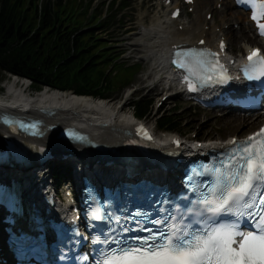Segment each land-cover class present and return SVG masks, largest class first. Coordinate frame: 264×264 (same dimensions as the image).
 Instances as JSON below:
<instances>
[{"label": "snow or ice", "instance_id": "6c2138e0", "mask_svg": "<svg viewBox=\"0 0 264 264\" xmlns=\"http://www.w3.org/2000/svg\"><path fill=\"white\" fill-rule=\"evenodd\" d=\"M237 2L251 9V19L257 22V30L264 36V22H260L264 18V0ZM223 47L221 42V49ZM174 56L172 63L185 71V81H190L192 77L212 80V76L203 75L207 63L204 51L187 49L177 51ZM218 66V61L207 63L212 71ZM242 69L249 80L264 77V55L259 49H252ZM220 76L222 80L227 79L223 71ZM188 87L189 90H196L192 82ZM19 127L33 135L40 134L36 124L21 123ZM137 131L145 139H152L142 125ZM69 135L75 140L85 139L74 132ZM229 145L227 159L220 166H204L205 172L213 173L215 179L210 189L212 196L198 203L211 216L231 213L238 218L246 217L252 223L253 230H240L236 223L218 224L195 232L175 225H170L166 233L144 228L142 230L149 232V235L132 237L131 240L136 243L118 241L116 248L101 253L98 264H264V127L244 140L233 138ZM91 215L96 220L102 219L99 208Z\"/></svg>", "mask_w": 264, "mask_h": 264}, {"label": "trees", "instance_id": "16d2710c", "mask_svg": "<svg viewBox=\"0 0 264 264\" xmlns=\"http://www.w3.org/2000/svg\"><path fill=\"white\" fill-rule=\"evenodd\" d=\"M88 6L83 0H0V90L7 74L28 79L35 89L49 86L99 98L113 86L129 85L137 67L119 65L120 54L98 35L121 23L123 6L114 9L113 0L104 15L102 10L88 15ZM132 107L139 118L150 112L143 97ZM156 126L182 129L175 110L158 116Z\"/></svg>", "mask_w": 264, "mask_h": 264}, {"label": "bare ground", "instance_id": "6f19581e", "mask_svg": "<svg viewBox=\"0 0 264 264\" xmlns=\"http://www.w3.org/2000/svg\"><path fill=\"white\" fill-rule=\"evenodd\" d=\"M214 4L221 3L222 7L219 12H216V16H212L211 25H215L216 22L224 23L227 25L226 29L221 28V34L213 32V37L216 38V42H211L208 36V30L205 29V16L206 13L198 14V6L196 0H193V5H195L196 14L194 15V20L188 22L181 20L179 17L176 20L170 18L171 12L165 19H156L150 23V27L145 29V33H150L151 36L142 46L144 47V58L152 60L154 58L156 70L154 72V79L152 84L156 82H165L171 85L174 83L172 75L169 73L165 65V54L171 49L175 44L187 43V45H197L198 40L203 39L205 46L214 47L218 46V43L225 37L227 40L231 41V49L240 51L247 50L248 45L252 43L249 37V32H253L254 29L252 24L248 21L247 17L244 16L242 11L233 10L230 11L228 8L233 6L230 0H212ZM178 7L177 3L174 8ZM215 12V11H213ZM233 21H243L242 26L239 30L232 32L230 28L231 22ZM177 25V28L175 26ZM229 29V30H228ZM218 38V39H217ZM226 41V40H225ZM230 49V46H229ZM156 80V82H154ZM9 89L12 86L17 85L20 90L26 89L28 87L27 83L23 79L14 78L9 81ZM162 90H165L162 88ZM130 89H127L122 98L119 100L115 99H98L86 95H76L71 91H59L55 89H42L41 91L31 95V99L23 100L14 98V103L19 106H26L29 112L22 114L16 110H10L7 105H0V113H10L15 115H25L29 117H40L46 123V134L44 139L41 140L44 144H53L54 150L58 151L59 145L67 144L65 142L59 141L55 138V131L48 130V126L56 125L58 127H65L68 125L79 126L83 129L89 139L105 145L109 151H121V144L125 140V135L129 134L132 126V112L127 110V101L130 98ZM49 110L48 112H53L51 115L49 113H42L40 109ZM231 117V116H230ZM262 117V118H261ZM264 119V115H259L255 119L246 118L241 116H233L231 121L235 124L236 131H240L245 127L256 124L259 120ZM5 127L0 124V142L1 135L4 133ZM211 136V135H209ZM163 136L162 139H165ZM232 138V137H230ZM229 138V139H230ZM80 146V145H79ZM83 149V148H82ZM84 154L81 156L84 159L93 158L94 155L98 153L97 150L85 147ZM85 163V164H84ZM84 163L78 164V172L88 170L90 174L97 175H110L111 173L96 172V168H93L90 164L92 161H86ZM23 180V178L19 179ZM30 182L29 184H31ZM39 183V181H38ZM32 187V186H31ZM0 223V229L2 228Z\"/></svg>", "mask_w": 264, "mask_h": 264}, {"label": "rangeland", "instance_id": "374dc122", "mask_svg": "<svg viewBox=\"0 0 264 264\" xmlns=\"http://www.w3.org/2000/svg\"><path fill=\"white\" fill-rule=\"evenodd\" d=\"M196 1H198V14H201L203 16V14L207 13V17H209L206 18L205 24L210 26V33L213 34V32L215 31L218 35L221 28H227V25L224 23L216 22L215 25H211L210 23L212 20L211 17L216 16V12L220 11V9L216 8V4H214V1ZM126 3L129 6H127L120 13L123 15L122 24H115L113 26V29L110 30L109 35L112 36V39L110 38V36H108L107 33L102 34V37L106 40H110L108 42L111 46L114 45L113 48L116 49V51L124 52L120 59V61H122L121 63H125L127 66L138 64L140 70L133 76L130 86L126 89L119 88L118 86H113L112 92L108 94L110 100L121 99L124 92L127 89H130L131 96L127 101L126 109L130 110L133 113L132 107L129 106V104H131V101L133 100V97H146V99L151 102V111L142 120H144L150 127L155 129L159 137L167 135L168 133H163L159 130V132L157 131L155 121L158 114H162L164 111H169L174 108H177L174 110H176V113L178 115V121L182 123V134L189 137H193L196 134L198 135L197 139L201 140L207 138H212L215 140H226L233 136L243 137L249 132L255 130L264 121L263 119H261L254 125L245 127L240 131H236L237 127L231 121V118L233 116L240 115L222 114L220 112H208L198 109L191 104L184 102L181 96L172 95L174 89L162 90L164 86L162 84L157 85L154 89H151V86L153 85L152 81L155 77L154 72L156 70L154 64L155 60L154 58L152 60L144 58L145 49L142 44L148 41L151 36L150 33H145L144 30L150 27V23L152 21L156 19H162L164 17V14H168L169 11L167 10V7L161 5L163 3L161 2V0H127ZM102 4L103 0H96L95 4H91V7H93L94 5L96 6V9L91 8L89 10V14H97L99 8L102 7ZM190 8L189 6H186L182 9L181 20H185L188 22H192L194 20V15L196 14V12H193V10L196 9L193 8V10L191 11L189 10ZM228 9L230 11L235 10L232 6H230ZM93 20L94 19H92V21ZM242 23L243 21H233L231 22V26L229 29H231L232 32H235L236 30H239V28L242 26ZM121 25H125V27L122 28L120 27ZM127 28L130 30V32L124 34V31ZM212 34L208 35L210 39H213ZM252 34L253 32H249V37H251ZM227 41L230 46V50L237 54L239 51L232 50L231 41ZM8 78L9 77L6 76V78L4 79V81H6L2 84V87L3 85H6V82L10 81V79Z\"/></svg>", "mask_w": 264, "mask_h": 264}]
</instances>
